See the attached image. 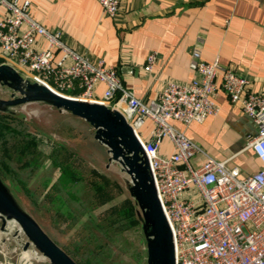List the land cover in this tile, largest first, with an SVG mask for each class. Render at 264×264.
Here are the masks:
<instances>
[{
	"label": "built area",
	"instance_id": "built-area-1",
	"mask_svg": "<svg viewBox=\"0 0 264 264\" xmlns=\"http://www.w3.org/2000/svg\"><path fill=\"white\" fill-rule=\"evenodd\" d=\"M96 1L106 16L118 14L121 0ZM0 55L25 71L26 78L61 96L105 104L124 115L147 156L173 234L176 264H264V168L241 176L238 168L229 169L225 161L206 155L172 124L216 116L221 77L230 101L240 104L257 126L249 146L264 165V96L248 92L246 78L219 61H204L194 47L190 68L199 78L169 81L146 103L124 86L115 67L94 63L75 51L61 31L48 30L29 14V2L21 0H0ZM156 61V53H151L145 70L150 72ZM100 84L105 91L98 100L95 89ZM146 121L153 123L148 138L140 131ZM164 140L174 146L171 155L160 153ZM200 154L205 159L194 165ZM9 229L16 233L15 250H20L22 264L42 258L31 244L23 249L28 240L18 225L12 223Z\"/></svg>",
	"mask_w": 264,
	"mask_h": 264
},
{
	"label": "crops",
	"instance_id": "crops-1",
	"mask_svg": "<svg viewBox=\"0 0 264 264\" xmlns=\"http://www.w3.org/2000/svg\"><path fill=\"white\" fill-rule=\"evenodd\" d=\"M21 1L29 2V14L48 30L61 31L75 51L94 63L115 67L124 86L146 103L155 100L169 81L199 78L190 68L194 47L201 50L204 61H219L246 78L248 92L264 96V0H121L115 17L106 16L96 0ZM151 53H156L157 61L148 72L145 65ZM0 62L8 63L5 55H0ZM217 84L216 116L189 125L172 124L229 169L238 168L241 176L255 173L264 168L249 146L257 126L240 104L230 101L221 77ZM104 91L103 84L96 87L98 100ZM152 129L153 123L146 121L140 129L142 137L148 138ZM174 150L164 140L160 153L171 155ZM204 159L200 154L193 163ZM8 237L0 230V245L7 251L0 254V261H5L0 264L13 263V239Z\"/></svg>",
	"mask_w": 264,
	"mask_h": 264
},
{
	"label": "rangeland",
	"instance_id": "rangeland-1",
	"mask_svg": "<svg viewBox=\"0 0 264 264\" xmlns=\"http://www.w3.org/2000/svg\"><path fill=\"white\" fill-rule=\"evenodd\" d=\"M11 95L0 86V98ZM12 110L23 120L12 122L19 133L9 131L0 138V165L10 169L5 183L22 206L80 264H146L141 223H133L128 211L129 176L118 163L109 162L94 128L43 103ZM66 169L73 172L67 184L60 178ZM13 233H8L13 239L11 262L22 264ZM1 253L7 251L0 245Z\"/></svg>",
	"mask_w": 264,
	"mask_h": 264
},
{
	"label": "water",
	"instance_id": "water-1",
	"mask_svg": "<svg viewBox=\"0 0 264 264\" xmlns=\"http://www.w3.org/2000/svg\"><path fill=\"white\" fill-rule=\"evenodd\" d=\"M0 86L12 91L10 99L0 98L1 112H13L14 107L38 102L79 117L94 128V138L107 148L109 162L118 163L129 176L128 191L138 206L146 242V264H176L173 234L147 156L124 115L105 104L61 96L24 77L16 67L7 63H0ZM12 223L19 226L28 240L24 250L31 244L49 264H78L44 231L0 178V230L12 233L9 231Z\"/></svg>",
	"mask_w": 264,
	"mask_h": 264
},
{
	"label": "trees",
	"instance_id": "trees-1",
	"mask_svg": "<svg viewBox=\"0 0 264 264\" xmlns=\"http://www.w3.org/2000/svg\"><path fill=\"white\" fill-rule=\"evenodd\" d=\"M0 63H2V62H0ZM21 120H23V118L17 113H14V112H1L0 111V138L3 137L6 132H9V131L13 132V133H19V130L12 125V122H19L20 123V122H22ZM9 174H10V169L8 168V166L7 165L4 166L3 164L0 165V178L4 182H5L6 179H8L10 177ZM68 176L71 177V178L73 176V172L70 169L64 170L61 173L60 178H61L62 181H64V183L67 184L69 180H67L66 177H68ZM71 181L74 182L73 179H71ZM130 198H131V200L127 201V205H128V211L131 214L132 222L135 223V224L141 223V221H140V219L138 217L137 211H134V208L137 209L138 206H137L136 202L134 201V199L132 197H130ZM78 264H80V263H78Z\"/></svg>",
	"mask_w": 264,
	"mask_h": 264
}]
</instances>
